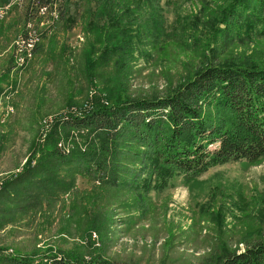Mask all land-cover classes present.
<instances>
[{"label": "rangeland", "instance_id": "rangeland-1", "mask_svg": "<svg viewBox=\"0 0 264 264\" xmlns=\"http://www.w3.org/2000/svg\"><path fill=\"white\" fill-rule=\"evenodd\" d=\"M124 1L63 0L62 17L24 65L14 56L20 34L33 33L25 28L26 10H10L0 23V258L210 264L264 236V157L218 164L190 181L174 176L144 197L124 185H101L75 166L61 168V155L84 152L96 136L61 123L98 103L167 94L203 65L204 53L264 68V35L218 32L212 39L211 18L229 0H161L166 31L156 43L124 36L126 26L153 28L147 15L144 23L137 16L105 21L106 6L120 2V9ZM41 161L47 167L35 177L16 180ZM160 181L152 176L153 185Z\"/></svg>", "mask_w": 264, "mask_h": 264}, {"label": "trees", "instance_id": "trees-1", "mask_svg": "<svg viewBox=\"0 0 264 264\" xmlns=\"http://www.w3.org/2000/svg\"><path fill=\"white\" fill-rule=\"evenodd\" d=\"M161 0H126L116 9L106 6L105 21L151 18L153 28L126 26L128 42L139 35L157 42L166 31ZM110 5L109 10L108 6ZM136 12V13H135ZM211 18L215 37L218 32L254 38L264 35V0H229ZM153 35L154 40L148 36ZM208 52H214L208 43ZM203 54V65L191 78L153 97H120L109 104L98 103L83 117H71L63 128L87 129L96 135L82 153L61 155V168L75 166L83 175L100 180L101 185L127 186L144 197L153 186L163 188L174 176L188 181L218 164L246 160L258 162L264 157V68L242 60L218 61ZM129 161H128V160ZM39 165L25 169L20 183L35 177ZM129 174H133L129 176ZM160 182L152 184V176ZM28 175V176H27ZM246 241L243 251L229 250L210 264H264V236ZM56 264H82L71 257ZM0 264H38L29 255H3ZM83 264H112L92 258Z\"/></svg>", "mask_w": 264, "mask_h": 264}, {"label": "built area", "instance_id": "built-area-1", "mask_svg": "<svg viewBox=\"0 0 264 264\" xmlns=\"http://www.w3.org/2000/svg\"><path fill=\"white\" fill-rule=\"evenodd\" d=\"M62 3L63 0H4L2 4L0 3V23L8 18L10 10L14 12L25 9L27 14L25 28L33 30V33L20 34L16 41L14 59L18 65H24L32 58L34 48L42 36L53 29L55 22L60 20L64 12Z\"/></svg>", "mask_w": 264, "mask_h": 264}]
</instances>
